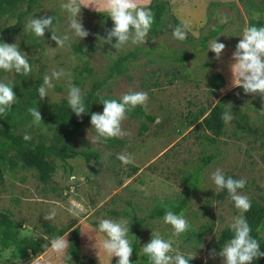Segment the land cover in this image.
Wrapping results in <instances>:
<instances>
[{"label": "rangeland", "instance_id": "obj_1", "mask_svg": "<svg viewBox=\"0 0 264 264\" xmlns=\"http://www.w3.org/2000/svg\"><path fill=\"white\" fill-rule=\"evenodd\" d=\"M63 2L66 0H35L33 9L19 23L15 14L0 18V30L13 27L5 42L18 41L31 66L27 76L0 70V82L12 85L17 96L10 108L11 129L34 141H55V126L44 119L35 121L29 109L41 105L53 108L67 99L69 76L81 93L90 89L93 82L102 81L97 92L107 99L119 100L130 91L146 92L147 110L137 106L127 112L121 123L127 133L123 138L92 143L97 134L91 129V117L77 132L64 134L62 150L75 155L66 164L50 156L56 169L47 181L39 180L34 168L12 165L13 150L8 140L0 137V167L4 172L0 211L14 220L18 237L50 238L44 231L45 223L61 229L75 220L80 228V255L85 260L94 259L96 264H116L118 259L103 250L101 242L106 236L98 231L99 222L124 221L132 244L135 220L141 217L144 221L139 226L140 249L132 264H150L143 245L150 242L152 232L172 240L176 252L193 257L197 264H223L219 253L227 242L221 247H214V243L240 212L228 193L223 198L216 197L212 172L219 168L224 175L244 178L247 183L238 190L240 194L249 200L264 198V99L233 86L230 69L232 54L245 28L264 27V0H168V11L158 33L148 35L145 44L129 42L119 49L113 47L115 38L111 44L106 42L107 30L114 23L104 11L103 0H80L83 5L94 4L96 10L81 5L80 20L88 35L79 40L68 30V13L60 7ZM150 2L138 0L141 6ZM213 3L216 5L211 6ZM25 8L26 3L21 6L22 10ZM46 16L52 17L57 36H69L63 47H57L50 30H45L44 37L23 31L29 18ZM222 18L226 22H221ZM183 24L188 26L187 37L176 41L173 30ZM215 24H223L225 29L204 48L201 37ZM216 39L225 44L219 59L209 49ZM121 54L131 56L126 70L108 77L111 60ZM183 56L187 57L180 61L178 58ZM61 69L69 75L53 80L49 97L40 99L37 89L44 76ZM213 72H220L225 78L219 89H212L207 83ZM220 99L233 120L225 123L223 133L215 141H210L201 137L203 131L194 125ZM103 108L98 103L92 113H102ZM118 154L130 155L133 162L123 164L117 159ZM205 155H211V159L199 172V185L180 213L189 229L173 236L171 226L163 223V216L150 212L156 205L178 202L185 195L186 183H191L189 178ZM72 206L82 209L79 216L69 213ZM53 210L54 219L45 220L44 216ZM69 234L70 230L60 237L68 240ZM260 235L264 237V226ZM54 239L36 255L0 244V264H74L65 261V252L52 249Z\"/></svg>", "mask_w": 264, "mask_h": 264}, {"label": "clouds", "instance_id": "obj_2", "mask_svg": "<svg viewBox=\"0 0 264 264\" xmlns=\"http://www.w3.org/2000/svg\"><path fill=\"white\" fill-rule=\"evenodd\" d=\"M104 11L114 23V26L107 30L106 42L111 44L113 38L116 39L113 47L119 49L129 42L141 44L146 41L154 22V15L150 8L141 6L138 0H103ZM80 0H66L60 7L68 13L67 27L72 36L78 40L88 35L80 20ZM83 6H92L94 4ZM221 22H226L222 18ZM53 19L51 16L41 18H29L23 25V31L34 34L36 37H44L45 30H50L51 39L56 42L57 47H63L69 39L68 35L57 36L52 27ZM187 25L183 24L174 28L172 37L176 41H183L187 37ZM209 49L215 53L219 59L223 50L224 43L217 42V39L209 45ZM208 49V50H209ZM234 61L230 65L233 86L243 88L245 94L259 95L264 99V27L249 26L245 28L242 39L236 44L232 54ZM0 70L27 76L31 72V66L25 54H22L17 43H0ZM69 74L64 70H53L50 75H45L43 84L37 89L40 99L49 97V89L54 87L53 80H59ZM16 93L13 86L0 82V114H5L15 103ZM148 94L141 91H130L123 94L119 100L101 98L100 103L104 105L103 112L91 114V129H95L96 136L91 140L92 143L111 138H123L127 133L122 130L121 123L126 119L128 111L141 106L147 110ZM67 103L77 117L86 113L84 99L81 89L71 83L69 76ZM30 114L35 121H42L41 113L37 108H30ZM222 120L227 124L233 120L230 112L225 111ZM117 159L123 164L132 163L130 155L118 154ZM211 180L215 185V191L227 190V193L234 203L240 215L233 218L229 225L233 237L225 244L219 255L223 258V264H252L254 259L264 257V252L260 250L259 242L250 235L251 228L246 221L244 213L251 208V201L246 195L240 194L238 190L246 186V179H233L225 177L223 171L217 168L211 174ZM69 213L76 217L82 209L79 206H72L68 209ZM56 213L51 211L44 216L45 220L54 219ZM163 223L170 225L173 236H180L189 229V223L183 214H175L168 210L163 216ZM98 231L105 234L102 240L103 250L112 258L117 257L116 264H132L130 257L133 247L127 238L129 226L124 221L112 219H102L98 225ZM52 249L63 254L68 247V241L57 237L51 242ZM143 253L148 257L150 264H189L193 257L186 258L185 255L173 249L172 240L163 239L159 233L152 232L150 242L143 245ZM175 253V254H173ZM214 255V250H213Z\"/></svg>", "mask_w": 264, "mask_h": 264}, {"label": "trees", "instance_id": "obj_3", "mask_svg": "<svg viewBox=\"0 0 264 264\" xmlns=\"http://www.w3.org/2000/svg\"><path fill=\"white\" fill-rule=\"evenodd\" d=\"M35 0H0V18L6 14H15L17 22L33 9ZM26 3V8L21 9L22 4ZM213 3L211 6H215ZM145 7L150 8L154 15V22L151 26L148 35L155 36L168 11V0H151ZM214 14V12H213ZM211 15V14H210ZM47 17V16H46ZM178 23V20L175 19ZM12 26L4 27L0 30V43L5 42ZM225 26L223 24H215L204 32L201 37L203 47L207 46V42L215 38L219 32L223 31ZM183 56L178 58L180 61L184 60ZM130 54H121L111 60L108 66V77H114L126 70L127 62L130 60ZM40 83V82H39ZM102 81H95L92 83L90 89L82 92L84 99L86 113L77 117L73 113L67 103V99L61 100L55 104L53 108L48 105H41L37 109L41 113L42 119L52 123L55 126V141L47 143L45 141H34L32 139L24 138L22 134L16 133L11 129V114L10 109L5 114H0V137L8 140V146L13 150L11 164L16 165L20 163L22 166L34 168L37 176L41 181H47L55 171V165L50 161V156H55L63 162L67 163L69 157L74 156V153H68L61 148V139L66 135L73 134L87 122L92 114L94 106L100 103L101 98L98 90L102 85ZM207 83L212 89H219L225 84V78L220 72H213L207 77ZM228 111L224 101L220 99L209 111L201 114V119L195 122L194 128L203 131L201 137L215 141L218 136L223 133L225 122L222 120V115ZM153 119V118H150ZM4 124L6 126H4ZM209 132V133H208ZM3 142L0 141V144ZM211 155H205L201 163L191 174V183L187 184V192L185 195L175 203L156 205L150 212L153 216H164L166 211L171 210L175 214L182 213L188 203L189 197L196 190L199 185V172L210 161ZM232 177L237 179L233 174H225V177ZM4 180V172L0 167V183ZM241 190V189H240ZM227 194V190L219 191L216 197L223 198ZM251 208L244 213L247 223L251 228L250 235L256 239L260 244V250L264 252V237L260 235V229L264 226V198L260 201L255 198L251 199ZM144 218H137L135 220V239L132 242L133 252L130 257L132 262L137 261L138 251L140 249L139 243V226L143 223ZM70 230L68 237V247L65 250V261L74 264H96L95 260L89 258L85 260L80 255V228L75 220L70 221L65 228L57 229L55 226L45 223L44 231L50 238L45 236L38 237H18L14 230V220L7 212L0 211V244L3 247L15 246L17 248L29 250L32 255H36L45 251L49 246L51 238L62 236L66 231ZM233 237L230 228L223 229L214 243V247H221ZM189 264H197L194 260H190ZM252 264H264V257L254 259Z\"/></svg>", "mask_w": 264, "mask_h": 264}]
</instances>
